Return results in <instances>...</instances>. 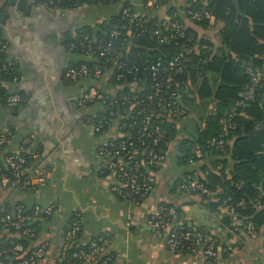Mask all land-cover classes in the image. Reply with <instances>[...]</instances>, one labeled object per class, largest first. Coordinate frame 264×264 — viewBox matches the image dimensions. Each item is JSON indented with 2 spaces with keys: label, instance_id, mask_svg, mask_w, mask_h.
Listing matches in <instances>:
<instances>
[{
  "label": "crops",
  "instance_id": "0c3cea01",
  "mask_svg": "<svg viewBox=\"0 0 264 264\" xmlns=\"http://www.w3.org/2000/svg\"><path fill=\"white\" fill-rule=\"evenodd\" d=\"M128 1L137 15L156 18L159 26L173 17L182 20L186 27L192 25L185 9L193 0H168L148 13L143 9L146 0ZM120 9V2H80L50 9L43 5L29 7L20 0H0V35L9 45L7 59L15 62L20 77L12 89L22 96L15 108L0 104V135L11 132L0 152V161L28 139L31 148L40 154L33 166L36 169L39 165L43 175V182L34 189L0 187V211L14 215L17 206H23L26 212L36 206L54 207L50 217L29 222L37 226L34 245H46L43 259L36 264L61 263L63 235L75 212L81 216L77 246L107 243L105 250L93 258L92 261L97 259L94 263L102 258V264H264V221L251 238L241 229H232L221 217L219 207L210 211L201 197L177 190L186 171L209 167L216 160L210 154L186 169L178 165L180 144L191 139L197 127L204 128L205 123L198 122L200 104L182 107L178 121L170 122H174V127L167 162L156 174L153 191L142 204L135 206L118 200L110 190L111 177L99 176L102 159L97 151L110 134H93L87 123V116L101 112L98 105L78 106L85 91L95 87V83L91 78L75 83L65 79V70L85 58L69 52L65 42L68 36L86 30L93 36L105 34ZM210 21V28H197L196 32L199 37L210 39L216 52L221 24ZM100 80L96 87L107 91L109 80ZM162 203L174 206L188 227L207 231L216 238V260L201 254L173 252L163 237L145 225L148 216Z\"/></svg>",
  "mask_w": 264,
  "mask_h": 264
},
{
  "label": "built area",
  "instance_id": "2783aa9c",
  "mask_svg": "<svg viewBox=\"0 0 264 264\" xmlns=\"http://www.w3.org/2000/svg\"><path fill=\"white\" fill-rule=\"evenodd\" d=\"M31 6L43 5L47 8H58L64 3H79L82 0H20ZM94 4H106L108 1L114 0H89ZM121 3L120 18L121 24L114 26L105 38L97 39L85 36L79 43H71L66 46L69 52H79L83 57H96L103 60V65H110L106 70V66L90 70L86 64H80L75 67H68L65 70L64 77L68 82L75 83L83 79H104L106 83L111 77L117 80L125 76H134L135 78L140 71L135 65L127 62L118 45L122 43H131L132 35L127 40L126 31L130 27H135L136 31L143 33L145 17L137 15L134 11L133 4L128 0H117ZM163 0H146L143 9L146 13L156 9ZM168 1V0H166ZM192 20L199 21L203 15L187 11L186 13ZM175 18V17H173ZM165 30H166V24ZM182 26L175 22L169 37L181 32ZM139 33V34H140ZM157 35V32H154ZM130 35V30H129ZM135 37H133L134 39ZM122 42V43H121ZM164 39L159 38V43H163ZM127 45V46H128ZM9 45L6 41L0 40V54L7 53ZM254 59L257 63H246L242 66L243 75L247 78V83L239 94V100L235 104L236 108L248 107L251 103L260 101L264 103V53L255 55ZM8 65L0 62V72L5 76L11 77V86H15L19 82V78L15 75L16 71H12L16 64L13 60L6 61ZM185 58L182 53L170 59H157L148 68L142 69L147 74L146 77L152 79V85L149 88L148 95L137 96L135 89L131 88L134 94L128 102L130 109L123 110L118 107L117 100L106 101L105 94L107 91L101 90L100 87H89L82 98L78 102L80 108H87L91 105H98L101 112H105L104 116L96 115L87 117V123L91 125L93 134L109 133L110 137L106 139L97 151V155L102 159L101 167L98 171L99 176L111 177V193L115 198L121 201L129 202L135 206H139L148 199L153 191L155 184V176L165 167L167 162V151L161 146L165 144L169 138V132L162 127L165 122L178 118L180 109L177 108L178 95L171 89L169 75L170 73H182L185 68ZM106 71V72H104ZM142 82V78H138ZM145 83L144 81L142 82ZM6 81L0 75V89L5 86ZM168 90V91H166ZM163 93L165 96H162ZM144 97L143 99H140ZM155 101L156 110L145 107H138L143 103ZM22 101L18 92H14L7 98V106L14 107ZM211 109V108H210ZM237 113L232 109L221 120L220 130L217 136L211 137L207 146L216 150L223 151L227 145V137L229 130L234 129L231 120ZM243 115V113H240ZM160 120L153 121V117ZM204 127V126H203ZM8 142V133L0 135V146H5ZM30 144L28 139L21 142L19 148L15 152L7 154L3 160V169L5 174L0 175V187L10 189L14 187L19 190L34 189L35 185L43 182L42 172L39 171V165L35 169L33 164L37 163L40 154L36 151H27L26 147ZM190 159L188 166H194L202 162L205 157V151L200 146H192L190 151ZM264 189V186H263ZM178 192L185 195H195L199 197L214 198L221 193L220 188L209 190L206 188L195 175L181 178L177 183ZM264 198V196H263ZM229 199L222 201L219 206V213L222 218L229 219V226L234 229H241L249 237L254 238L257 233L256 225L246 217H242L239 211L244 210L246 203L244 200L232 203ZM254 207L263 208L264 204L260 200H256ZM54 207L40 208L34 207L29 213L23 206L15 208V214L10 216L5 213L0 216V229L3 231L13 230L19 235L30 237L33 229L26 227L32 219L47 218L54 213ZM129 225V224H128ZM145 225L154 229L155 233L163 237L168 248L173 252L187 254H201L209 260H216L218 257L217 240L209 232L186 227L185 222L181 219L180 214L174 206L162 203L157 206L155 211L151 213ZM81 232V216L75 212L71 223L63 235V249L60 261L65 260V252L77 245V240ZM107 246L106 242L101 245L95 242H89L82 246H77V250L71 254L73 259H82L85 262L93 260L95 255L102 253ZM46 251V245L42 244L31 253L14 264H36L42 260ZM24 252L21 245H16L11 253L18 256ZM1 256V254H0ZM0 264L5 263L0 260Z\"/></svg>",
  "mask_w": 264,
  "mask_h": 264
},
{
  "label": "trees",
  "instance_id": "16d2710c",
  "mask_svg": "<svg viewBox=\"0 0 264 264\" xmlns=\"http://www.w3.org/2000/svg\"><path fill=\"white\" fill-rule=\"evenodd\" d=\"M80 2L92 3L89 0ZM114 2L118 1H108L107 3ZM166 2L163 0L161 3ZM79 3L70 2L61 6H73ZM187 6L185 15L192 23L190 27L184 26L182 20L175 17L166 22L165 30V26H159L156 18L148 17L145 18L143 33L136 31L135 27H130V35L129 30L125 32L128 37L127 40L132 35L136 36H133L134 39L131 38L130 45L121 42L122 44L118 45L117 50L122 52L127 62L135 65L140 71L136 78L125 76L117 80L115 76L111 77L107 83L105 99L108 102L117 100L120 109H130L132 104L128 100L134 95L130 92L131 88L135 89V94L139 97L148 95L150 92L152 79L146 77L147 74L142 69L148 68L157 59H170L182 53L186 60L185 68L182 73H170L171 90L178 95L176 104L180 110L184 106H194L195 104L198 106L200 104L202 109L198 122H204L205 125L201 130L197 127L192 138L185 139L180 144L178 165L187 168L191 148L195 145L204 149V160L212 154L216 160L211 161L209 167L203 166L195 169V171H186L185 177L196 175L209 190L221 189V193L214 198L201 197L206 208L210 211L217 209L226 199L232 203L244 200L246 207L239 213L242 217L249 218L258 229L264 221V207L259 209L254 207L256 200H260L264 204V103L256 100L245 108H236L235 104L239 100L242 88L248 81L243 75L242 66L251 62L258 64L254 56L264 53V0H193ZM189 10L201 14L203 17L199 21L192 20L186 14ZM210 20L221 24L217 33L220 47L216 52H213L214 44L212 41L203 36L199 37L196 32L197 28L202 30L210 28ZM175 22L183 24V26L179 34L170 38L169 32ZM121 23L119 15L110 21L105 34L93 36L89 30H86L77 33L75 36H68L65 44L67 46L71 43H79L85 36L89 39L91 37L105 38L114 26H119ZM155 31L157 35H155ZM159 38L164 39V42L159 43ZM0 40L5 41L1 35ZM8 53L9 50L7 53L0 54L1 63H7ZM73 53L79 55V52ZM80 64H86L90 70L103 66H106V70L110 68L109 64L103 65V60L96 57H85L70 67ZM12 71L13 73L16 71L15 75L20 78L17 68L13 67ZM0 75L6 81L5 86L0 89V104L7 106V98L15 89H12L10 76H5L2 72ZM138 78H142L141 81L145 83L140 82ZM91 81L95 83L93 85L95 87L101 83L100 79H91ZM100 89L103 90L101 87ZM110 90L113 92L110 93ZM19 96L22 99L20 94ZM162 96L165 94L163 93ZM146 105H148V109H157L155 101L149 103L146 100H143V103L134 109ZM209 106L211 109H208ZM232 109H235L237 115L231 120L234 129L229 130L228 143L225 149L220 151L209 148L207 146L208 140L218 135L221 120ZM104 114L105 112H99L95 115L102 117ZM153 121L159 122L160 120L154 116ZM176 121L178 120L176 119ZM162 127L169 132L170 137L173 133L174 122L173 125L165 122ZM10 134L9 131L8 139ZM169 139L161 146L167 152ZM230 142H233V146H230ZM3 148L4 146H0V152ZM26 150L34 151L31 144L26 147ZM5 173L7 172L3 169L2 160V162L0 161V175ZM5 213H9L10 216L13 215L11 211H0V216ZM224 219L229 224V219ZM27 226L33 229L30 237L19 235L20 233L13 230L3 231L0 229V260L14 264L40 246L34 245L37 239L36 224L27 223ZM185 226L188 227L187 224ZM16 245H21L24 249V252L18 256L11 253ZM77 249V245H74L66 251L65 260L60 264H102L104 260L102 258L96 263L94 262L97 259L90 262L73 259L71 254Z\"/></svg>",
  "mask_w": 264,
  "mask_h": 264
},
{
  "label": "water",
  "instance_id": "95a60500",
  "mask_svg": "<svg viewBox=\"0 0 264 264\" xmlns=\"http://www.w3.org/2000/svg\"><path fill=\"white\" fill-rule=\"evenodd\" d=\"M27 4V3H26ZM29 5V4H28ZM29 7H30V5H29ZM13 108H15V106L13 107Z\"/></svg>",
  "mask_w": 264,
  "mask_h": 264
}]
</instances>
